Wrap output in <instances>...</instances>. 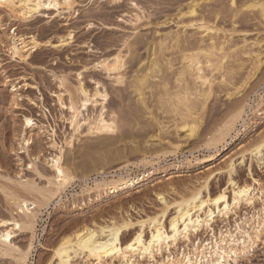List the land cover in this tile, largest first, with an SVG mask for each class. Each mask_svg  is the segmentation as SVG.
I'll return each instance as SVG.
<instances>
[{"label":"rangeland","instance_id":"obj_1","mask_svg":"<svg viewBox=\"0 0 264 264\" xmlns=\"http://www.w3.org/2000/svg\"><path fill=\"white\" fill-rule=\"evenodd\" d=\"M190 1L71 0L69 10L64 6L40 9L24 21L14 19L0 7V234L10 233L11 243L8 250L0 249V264H17L23 252L28 253L27 264H57L54 249L62 237L71 234L73 239L75 232L87 230L97 240L105 241L112 224L122 225L125 220L131 226L123 230L122 240L128 241L147 216L160 213L168 203L173 210V202L200 190L211 173L215 175L208 182L209 192L216 194L232 179L239 185H249L254 196L251 204H240L228 218L215 216L214 236L225 231L236 233V225L243 227L245 220L260 212L264 201V148L258 156L251 151L264 136V101L259 108L255 106L264 89V22L250 10L236 12L229 0L200 2L197 16L220 29L228 43L246 44L243 49L251 56L238 54L231 62L228 59L227 82H215L203 114L198 115L201 121L195 136L188 138V133L176 128L178 115L163 103L166 97L161 88L164 81L170 91L175 90L173 74L181 65V53L189 54L206 43V37L200 43L195 28L183 27L188 19L179 20V11ZM237 1L241 5L243 0ZM169 33L182 35L184 41L178 46L170 43L168 51H163L173 68L156 74L150 90L143 92L148 109L144 110L131 93L129 82L134 72L145 66L153 45L156 49L155 44ZM12 35L34 36L39 47L26 58H14L9 51ZM117 54L124 57L122 84L101 68L103 60ZM255 54L260 55L262 63L252 67ZM80 88L89 94L96 89L106 92L105 109L115 119V132L88 136L82 128L81 136L72 134L68 95L77 100ZM203 101H197L196 109ZM238 103L247 105L244 122L236 125L224 145L217 147L218 152L201 149L204 139L230 118ZM60 150L74 180L64 193L48 201L33 189L48 190L55 181L51 165ZM210 153L215 156L209 161ZM143 157L155 161L154 169L159 170L147 182L107 196L86 191L97 172L109 177L124 165L129 166L132 176L151 172L149 167H135ZM230 163L231 177L224 170ZM23 201L27 211L22 210ZM169 208L167 222L173 215ZM25 213L32 218L33 227H15L25 219ZM211 234L200 231L197 240L209 242ZM177 250L181 252L185 246L179 244ZM70 251L69 264H96L77 248ZM229 264H264V242L240 248Z\"/></svg>","mask_w":264,"mask_h":264},{"label":"bare ground","instance_id":"obj_2","mask_svg":"<svg viewBox=\"0 0 264 264\" xmlns=\"http://www.w3.org/2000/svg\"><path fill=\"white\" fill-rule=\"evenodd\" d=\"M202 1L209 0L190 1L184 9L179 11L178 17L179 20L184 18L188 19L189 21H187L186 24L183 23V27L195 28L197 34L200 36V43L207 38L206 43L195 47V50L193 52L191 51L189 54L181 53V63H179L181 65H179V69L173 74V79L175 78L174 83H177L176 89L170 91L167 88V83L164 81L163 87L161 88V92H163V95L166 97L163 103H167L170 106V112L175 113L173 115L177 114L179 117H177L179 124L176 128L178 131L186 132V134L188 133L186 135L188 138L195 136L199 121H201V117L199 118L198 115L203 114L205 101L210 96L215 82L218 81L222 84L227 82V79L224 77L227 76L229 71H227L226 74L225 63L228 59L231 62V58L238 54L245 55V57L250 55L249 52L243 49L246 44L238 46L228 43V41H226L227 39L224 40L220 29L212 27L211 25L209 26L207 22L197 16V8ZM229 1L230 6L237 10L236 12H240L242 9L247 11L250 10L255 12L264 22V0H243L241 5H238L237 0ZM71 3V0H0V7L10 13L14 19L24 21L33 14L39 12L40 9L57 10L59 9L58 7L64 6L69 10V8H71ZM181 36L182 35L178 33H169L163 36L164 38L155 44V47H157L156 49L153 48V45L146 59L147 62L145 66H141L139 70L134 72L129 82V89L136 97L137 104L144 110L148 109L144 101L145 98H143V92L146 89L150 90L156 74L161 73L162 70L168 71L173 68L170 60L164 57L165 55L163 56V51H168L167 49L170 46L168 44L170 43L178 46L183 40ZM220 36L223 37L222 40ZM9 41V51L14 58H26L39 47V42L34 36L16 37L12 35ZM259 56V54L252 56L254 57V64L253 61L250 64L252 67L254 65L259 66L262 63V59ZM237 59L239 58L237 57ZM236 62H238V60ZM101 68L108 74L113 75L117 84L123 83L122 70L124 68V57L121 54L103 60L101 62ZM228 69L229 68H227V70ZM262 93L263 95H259L258 97V102L255 105L256 108H259L264 101V89ZM78 95L79 97L77 100H74L73 96L71 97V95H68L67 108L70 111L69 122L72 134L77 133L81 136L83 133L81 132L82 128L85 129V134L88 136L100 133H113L116 131L115 119L112 113L107 112L105 109L107 100L105 91L96 89L93 94H89L86 90L80 88ZM160 99L163 101L162 97ZM58 100L61 102V106H63L61 96H58ZM200 100L204 101L201 103V106H198L196 109L197 101ZM246 106L245 104L238 103V106L236 105L230 118H227V121H223V125L221 124L222 126L214 131V133H211V136H207L208 138L204 139V148L201 147V149H206L208 152H216L217 147L219 145L221 147V145L226 142L227 138L231 136L232 132L235 131L236 125L241 121L244 122L245 118L243 119V116L245 115ZM89 109H91L90 114ZM253 109L255 113L259 111L255 109V107ZM83 112L86 114L84 115ZM146 113L148 116V111H146ZM26 122L29 124L30 120L26 119ZM157 142L162 145L160 140H157ZM70 145L71 141L68 143V146ZM263 148L264 136L254 144L251 152H254V154L258 156ZM144 155L146 154L144 153ZM190 155L192 154L190 153ZM214 156L215 153H210L207 160H213ZM157 158L159 159V157ZM62 159L63 153L60 150L59 154L52 159L51 167L55 172V181L48 190L38 191L32 188L33 191L43 199L48 200L53 196H60L74 180L73 174H71L63 164ZM149 159L143 157L139 162L140 164H138V162L137 165L135 164L136 168L149 167L152 169L151 172L146 171L147 173H144L142 177L132 176L133 174L129 166L124 165L120 167L118 171H113L114 175L109 177H106V175L101 172H97V174L100 175L97 176L96 174V177L92 181V185L87 187L86 183H84V187L86 186V188H88L86 191H93L97 194L103 193L105 195L132 189L143 182H147L148 179L159 172V170L154 169L155 161ZM184 160L185 162H190L188 158ZM203 161L204 160H202V162ZM156 163L158 164V162ZM232 169V163L227 164L224 168V170L228 171L229 176L231 171H233ZM224 170L222 169L219 172ZM214 175L215 174L211 173L204 179L200 190L191 194L189 193L188 196L185 194V197L181 196L180 200L173 202L171 204L173 205V210L168 203L164 204V208L160 213L150 217L147 216L146 220L140 222L138 231H136L134 236L128 241L122 240V234H124L123 230H128L131 226L126 223V220L124 224L121 223L122 225L112 224L114 226H112V228L110 227L111 229L108 230V237H106L107 239L105 241L97 240L95 234L90 231L86 232L87 230H81L84 233H81V231L75 232L73 239L69 237L71 234L68 235V237H62L54 249V255L58 259L57 264L70 263L69 253H71L72 250L70 252L69 250L70 248L72 249V247L77 248L80 253L85 254L89 260H93L96 264H113L115 261L121 264H143L145 260L147 261L145 264H229L232 257L236 256L237 252H240V248L259 241L264 242V201L261 200L262 208L257 215L251 216L248 220H245L243 222V227L240 225L235 226L236 233L233 234L229 231H225L223 233L220 232L217 237L214 236L212 225L215 216L226 219L233 209L242 203L251 204L254 198L252 189L249 185H239L232 179H229L228 185L223 189H219L216 194L209 192L208 182ZM25 189L28 190L27 187H25ZM202 190H204L205 195H203ZM228 193H231V197L228 196ZM22 203V210H26L24 206L25 202L23 201ZM168 208L173 211V215L167 222L166 213L169 212ZM24 217L25 219L14 224L15 227L27 226L28 228L32 226V218H29V214L25 213ZM106 229H108V227ZM200 231H209L212 233L209 242H200V240H197ZM9 238L10 233L0 234L1 250H8L9 247H11ZM194 239L197 240V242H194ZM179 244L184 245L186 251L182 250L180 252L177 250ZM30 248L32 247L30 246ZM27 258L28 253L23 252L18 259L16 258V263L27 264Z\"/></svg>","mask_w":264,"mask_h":264}]
</instances>
